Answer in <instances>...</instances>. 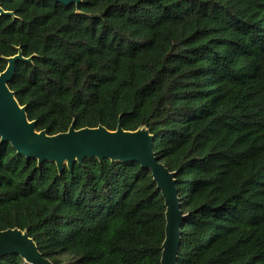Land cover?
Segmentation results:
<instances>
[{"label": "trees", "instance_id": "1", "mask_svg": "<svg viewBox=\"0 0 264 264\" xmlns=\"http://www.w3.org/2000/svg\"><path fill=\"white\" fill-rule=\"evenodd\" d=\"M0 4V73L30 59L8 86L37 131L146 128L186 216L177 264H264V0ZM165 223L135 162L59 172L0 141V232L53 264H160Z\"/></svg>", "mask_w": 264, "mask_h": 264}, {"label": "water", "instance_id": "2", "mask_svg": "<svg viewBox=\"0 0 264 264\" xmlns=\"http://www.w3.org/2000/svg\"><path fill=\"white\" fill-rule=\"evenodd\" d=\"M2 0H0L1 2ZM55 4L78 5L80 0H50ZM0 16L14 17L4 12L0 4ZM7 66L0 73V141L9 143L18 155L35 159L38 164L53 163L62 172L75 164H82L87 158L99 161L135 162L147 172L156 184L165 207V237L161 246L160 264H177L180 245V227L186 219L180 209V200L176 188V174L170 172L156 156L153 149V136L146 128L136 131H124L120 122L115 131L102 126L97 128L75 129L71 124L64 133L49 136L45 131H37L35 121H29L26 108L20 106L9 83L14 74L15 65L24 59L19 52L5 59ZM18 255L26 264H53L38 250L27 231L17 228L0 232V258Z\"/></svg>", "mask_w": 264, "mask_h": 264}]
</instances>
